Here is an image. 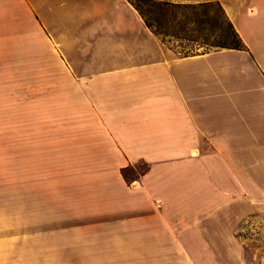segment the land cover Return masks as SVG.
Returning <instances> with one entry per match:
<instances>
[{
  "label": "crops",
  "instance_id": "obj_1",
  "mask_svg": "<svg viewBox=\"0 0 264 264\" xmlns=\"http://www.w3.org/2000/svg\"><path fill=\"white\" fill-rule=\"evenodd\" d=\"M157 1H218L246 50L179 55L127 0H0V65H40L70 155L100 170V216L178 242L149 252L170 264H248L232 246L264 219V0ZM7 219L0 264H27Z\"/></svg>",
  "mask_w": 264,
  "mask_h": 264
},
{
  "label": "rangeland",
  "instance_id": "obj_2",
  "mask_svg": "<svg viewBox=\"0 0 264 264\" xmlns=\"http://www.w3.org/2000/svg\"><path fill=\"white\" fill-rule=\"evenodd\" d=\"M186 6L198 8V4L176 6L167 15L155 9L150 18L169 32H178ZM221 10L218 1L211 2L204 23L197 25L210 42L220 28H227ZM163 40L179 55L214 50L196 46L180 34ZM0 76L6 77L0 79V216L10 221L6 226L14 235V252L23 263L170 264L179 260L149 255L152 249L180 248L178 242L151 241L133 225L100 216V194L92 193L98 178L94 175L100 170L95 162L70 155L68 129L62 126L68 114L54 111L52 99L40 96V65H0ZM146 167L136 165L140 173ZM133 175L132 171L126 174ZM237 238L232 247L245 252L246 263L264 264V219L243 220Z\"/></svg>",
  "mask_w": 264,
  "mask_h": 264
},
{
  "label": "trees",
  "instance_id": "obj_3",
  "mask_svg": "<svg viewBox=\"0 0 264 264\" xmlns=\"http://www.w3.org/2000/svg\"><path fill=\"white\" fill-rule=\"evenodd\" d=\"M132 7L138 12L140 17L142 18L146 27L156 36L160 38V40L164 43V38L172 37L177 38V35H183V37L190 43L195 44L196 46L204 47L206 50L213 48L214 50H238L244 51L246 50V46L243 43L242 39L234 29L231 22L225 16L224 12H222V16L224 21L226 22L227 28L219 29V34L213 39V41H209L207 36H202L200 31L197 28L198 24L204 23L203 20L206 17L205 10L211 3H202L198 4V8L193 7H185L186 13L182 14V23L178 25V32H169L167 29H164L161 25H158L155 19H151L150 16L153 14V10L157 9L162 14H168L171 8H175L176 6H185L178 4H170L162 1L155 0H127ZM217 6H219L216 3ZM196 27V29H190L189 27ZM199 34L200 36H198ZM202 36V37H201ZM201 37V42L199 41ZM195 54V53H193ZM186 55H192V53H186ZM146 169L143 171L145 172ZM128 171H132V169L122 170V176L126 181H129L134 177L128 178L126 174ZM133 172V171H132ZM142 172V173H143ZM134 173V172H133Z\"/></svg>",
  "mask_w": 264,
  "mask_h": 264
}]
</instances>
